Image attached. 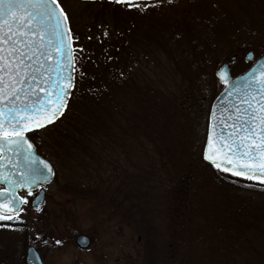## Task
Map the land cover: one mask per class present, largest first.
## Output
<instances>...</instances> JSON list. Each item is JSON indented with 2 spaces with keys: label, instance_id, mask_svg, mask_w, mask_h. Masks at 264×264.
Returning <instances> with one entry per match:
<instances>
[{
  "label": "rangeland",
  "instance_id": "374dc122",
  "mask_svg": "<svg viewBox=\"0 0 264 264\" xmlns=\"http://www.w3.org/2000/svg\"><path fill=\"white\" fill-rule=\"evenodd\" d=\"M59 2L71 20L73 36H79L74 42L80 57L77 67L85 76L79 79L76 74V88L64 116L31 135L56 174L44 186L40 212L30 206L34 192L31 196L22 193L29 201L21 213L24 224L16 225L22 230L0 228V264H26L29 245L37 249L44 264H139L138 232L125 224L134 202L151 217L160 246L169 243L171 229L178 227L180 264H264V184L218 174L201 158L210 105L220 90L216 91L214 71L226 62L236 76L253 63L243 59L247 50L254 51L255 59L263 54L258 27L264 20L260 15L264 0H173L171 4L138 0L149 5L143 12L109 0ZM117 17L120 22L134 19L145 30L140 38L149 46L136 54L134 71H143L154 92L170 95L178 107L175 115L159 119L161 147L146 145L149 138L143 137L144 148L133 137L117 149H88L83 139L81 129L91 126L86 122L90 103L102 101L96 90L88 89L86 59L90 60L96 48L93 44L105 30L111 34ZM155 17L173 26L164 30ZM81 47L85 51L80 52ZM150 98L134 93L120 102L128 114L136 102ZM90 121L101 124L95 117ZM103 122L112 128L128 124L108 114L103 115ZM112 161L120 165L119 174L108 166ZM219 175L235 185H223ZM183 180L182 210L171 216L166 200ZM119 182L118 203L122 205L114 218L106 205ZM79 234L90 238L87 249L76 246ZM57 240L61 243L56 244Z\"/></svg>",
  "mask_w": 264,
  "mask_h": 264
},
{
  "label": "snow or ice",
  "instance_id": "6c2138e0",
  "mask_svg": "<svg viewBox=\"0 0 264 264\" xmlns=\"http://www.w3.org/2000/svg\"><path fill=\"white\" fill-rule=\"evenodd\" d=\"M109 2L140 12L149 7L138 0ZM74 39L79 36H73L59 0H0V183L6 185L0 190V222H11L0 227L22 230L16 225L24 224L21 213L29 201L18 191L31 196L54 175L26 134L54 124L74 95V74L85 76L77 67ZM217 75L227 86V108L212 105L202 158L221 172L264 184V60L238 78L242 84L224 69ZM41 202L34 198L36 212Z\"/></svg>",
  "mask_w": 264,
  "mask_h": 264
},
{
  "label": "trees",
  "instance_id": "16d2710c",
  "mask_svg": "<svg viewBox=\"0 0 264 264\" xmlns=\"http://www.w3.org/2000/svg\"><path fill=\"white\" fill-rule=\"evenodd\" d=\"M260 15L264 17V5L261 6ZM119 20L117 17L111 34L108 33L107 37L104 35L100 36L93 44L96 46L95 51L91 55L90 60L86 59L87 63L90 64L89 67L87 66L88 89L96 90L101 95L102 101L97 103V105L96 103H90L91 110L86 115V122H89L91 126L90 128L83 127L81 129L83 139L87 142L88 149H117L118 146L129 142L133 137L144 148H146L144 146L146 143L142 140L143 137L149 138L146 145L150 146V144H153L152 146L161 147L158 141L161 129L160 120L175 115L178 107L170 95H159L154 92L155 90L145 79L146 75L143 71H134L136 54L149 46L147 42L144 45V40L140 38V36H144L145 30L134 19L129 18V20L124 22ZM154 21L164 30H169L170 26H173L169 25L163 18L155 17ZM258 28L260 32L258 36L261 40H264V20ZM261 52L264 53V49H261ZM108 57H111V59H108ZM79 79H81L80 76ZM219 87L220 84L217 81L216 91L220 89ZM134 93L140 98L148 97V95L151 98L146 102L143 100L136 102L134 110L126 114L123 111L125 105L120 102L121 98L127 95L134 97ZM104 114H108L113 118L119 117L121 121L128 123L127 127L112 128L107 126L103 122ZM92 117H95L101 124L93 125L90 121ZM108 166H111V170L118 171L119 174L120 165L112 161L109 162ZM207 166L217 171V173L221 172L216 168ZM228 174L226 173L225 175L232 178V175ZM222 176L219 175L218 179L223 185H235V181L229 180L227 176ZM120 182L117 185L116 192L113 193L114 197L110 193L106 205L110 216L114 218L118 217L119 206L122 205V203H118L119 196L117 192L120 188ZM122 182L125 183V180H122ZM109 192V190L106 191V193ZM182 194H186L184 180L182 181V186L175 185V188L170 192L171 196L166 200L167 213H171V216L178 215L182 210L183 203L181 201L184 200ZM97 196L98 193H95V197ZM239 207L241 208L242 205H239ZM119 221L121 223V220ZM125 224L131 225L138 232L141 243L139 264H180L176 251L177 226L171 229L169 243L164 247L160 246L151 217L144 214L140 204L135 202L134 206H129L127 210ZM0 228L2 230H12L9 227ZM117 231H120V227H118Z\"/></svg>",
  "mask_w": 264,
  "mask_h": 264
},
{
  "label": "water",
  "instance_id": "95a60500",
  "mask_svg": "<svg viewBox=\"0 0 264 264\" xmlns=\"http://www.w3.org/2000/svg\"><path fill=\"white\" fill-rule=\"evenodd\" d=\"M249 57H251V59L249 58ZM234 58H232V60H233ZM244 59L247 61V60H253L254 59V53L252 52V51H248V52H246L245 53V55H244ZM258 60H264V55H262L261 57H259L255 62H254V64L247 70V71H249L252 67H254L255 65H256V62L258 61ZM221 69H224V70H226V72L228 73V76L231 78V80L233 81V82H239V83H241L242 84V81H238V78H240V77H243L244 76V74L247 72H244L243 74H241V75H238V76H236V77H232L231 76V74H230V70H229V66H228V64L227 63H224L223 65H221L220 67H219V69L218 70H216L215 71V76L217 77V79L220 81V77L217 75V73L221 70ZM75 75V74H74ZM221 82V81H220ZM221 83H223V82H221ZM224 84V83H223ZM226 85H224V87H223V89L219 92V94L217 95V97L214 99V101L212 102V104H211V107H210V111H209V117H208V125H209V123H210V112H211V108H212V105H214V104H216V103H220L221 104V106H223V107H225V108H227V97H226ZM220 98L219 99V101L217 100V98ZM66 111V110H65ZM62 117V116H61ZM60 117V118H61ZM59 118V119H60ZM208 125H207V131H208ZM35 131V130H34ZM206 137H207V132H206ZM205 145H206V138H205V143H204V147H205ZM203 147V148H204ZM36 155L39 157V158H41V159H44L42 156H40V155H38L37 153H36ZM203 159V158H202ZM46 162H48L49 164H50V162L49 161H47L46 159H44ZM204 162H206L207 164H209V165H211L208 161H205V160H203ZM51 165V164H50ZM52 166V165H51ZM212 166V165H211ZM54 176V175H53ZM53 176L50 178V181L48 182V183H50L51 182V180H52V178H53ZM48 183H46V184H48ZM1 185H3L4 187H6V185L4 184V183H0ZM45 185V184H44ZM38 187H40V186H38ZM38 187H36V188H34L33 190H35V189H37ZM2 190V189H1ZM23 190H25V191H27L26 189H23ZM19 191H22V190H19ZM18 191V192H19ZM18 194V193H17ZM19 195V194H18ZM39 195V197H40V199L42 200V202L39 204V206H40V208H41V206H42V204H43V200H44V196H45V191H44V189H40L39 190V193L35 196V198L37 197ZM34 200V199H33ZM33 200H32V202H31V207L35 210V205L33 204ZM75 243L77 244V246L78 247H80V248H83V249H85V248H87L88 246H89V244H90V240H89V238L86 236V235H78L77 237H76V239H75ZM26 264H43V262H42V260H41V258H40V256H39V253L36 251V249L34 248V246H29L28 248H27V250H26Z\"/></svg>",
  "mask_w": 264,
  "mask_h": 264
}]
</instances>
